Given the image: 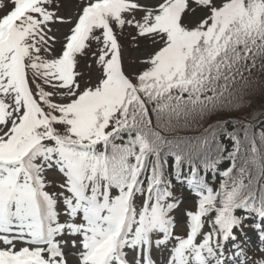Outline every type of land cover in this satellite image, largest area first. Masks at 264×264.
Here are the masks:
<instances>
[{
	"label": "snow or ice",
	"instance_id": "snow-or-ice-1",
	"mask_svg": "<svg viewBox=\"0 0 264 264\" xmlns=\"http://www.w3.org/2000/svg\"><path fill=\"white\" fill-rule=\"evenodd\" d=\"M258 72L264 0H0V264H264V121L164 135Z\"/></svg>",
	"mask_w": 264,
	"mask_h": 264
},
{
	"label": "trees",
	"instance_id": "trees-1",
	"mask_svg": "<svg viewBox=\"0 0 264 264\" xmlns=\"http://www.w3.org/2000/svg\"><path fill=\"white\" fill-rule=\"evenodd\" d=\"M250 87L248 88L247 97L244 98L243 109H220L217 113H212L208 119H203L198 125H193L188 131H181L175 134L164 133V135H179V136H197L201 135L210 125L223 123L225 120L231 119L233 122L228 126V131H239L242 124L239 121L247 122L250 114L256 118L251 120V123L257 125L255 131L258 133L261 130V121H264V72H258L249 77ZM240 83H243L242 81ZM241 138L243 133L240 132ZM221 141L231 148V142L225 137H220ZM220 167H227V162L221 163Z\"/></svg>",
	"mask_w": 264,
	"mask_h": 264
},
{
	"label": "rangeland",
	"instance_id": "rangeland-1",
	"mask_svg": "<svg viewBox=\"0 0 264 264\" xmlns=\"http://www.w3.org/2000/svg\"><path fill=\"white\" fill-rule=\"evenodd\" d=\"M121 42L125 45V58H126V61L129 58H133V57H135L138 54H145V52H146V48L143 45L141 46V48L139 50V53H138L137 50L135 49V46L134 45L130 46L128 44L127 40H123L122 39ZM89 63H90V60H89ZM80 70L82 72H84L85 74H87V72L89 71L83 61L81 62ZM177 230L179 231L180 229L178 228Z\"/></svg>",
	"mask_w": 264,
	"mask_h": 264
}]
</instances>
